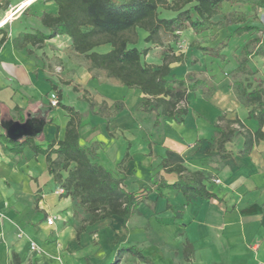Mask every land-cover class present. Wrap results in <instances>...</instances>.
Segmentation results:
<instances>
[{
  "label": "crops",
  "instance_id": "obj_1",
  "mask_svg": "<svg viewBox=\"0 0 264 264\" xmlns=\"http://www.w3.org/2000/svg\"><path fill=\"white\" fill-rule=\"evenodd\" d=\"M37 1L40 10H32L31 4ZM33 2L21 9L13 19L0 25V39L4 34L6 37L0 44V264H12V252L19 253L22 264H77L83 258L80 256L83 249L90 245L102 246L101 232L109 226L113 230L109 235V247L95 253L91 259L93 264H108L119 247L131 246L142 250L154 264H264V138L253 146L247 156L239 154L244 143L242 135L226 143L230 153L227 158H220L216 147V137L223 124H218L217 118L222 113L227 119L238 117L253 132L259 127L255 117L259 113L258 107L239 102L229 85L236 80H243L245 84L251 83L252 89L264 80V56L250 59L247 65L250 73L234 71L228 75L225 92L221 95L226 99L216 101V106L212 107L215 110L213 119H207L197 112L191 101L190 110L182 123L167 117L170 118L166 122L169 128L167 134L173 137L175 143L168 146L164 140L162 154H157L154 147L150 148V139L144 135L142 145L137 149L133 137L127 131L130 126L124 124L110 123L107 131L102 126L98 130L100 138L92 140L83 138L81 129L80 144L93 146L99 163L119 175H125L124 186L127 190L136 191L142 186L148 187V199L139 204V213L133 215L127 223L114 216L104 222L88 224L78 238L79 222L75 217L74 201L63 195L60 198L56 191L60 184L49 173L44 155H35L28 147L21 154L3 151V123L10 119L42 120L45 125L42 134L34 137L36 143L46 144L56 136L62 138L68 115L59 104L51 106L50 94L55 92L62 103L72 105L66 100L69 97L67 91L74 92L77 100H83L85 91L95 99L88 88L90 82L110 81L103 80L99 75L92 77L83 57L73 52L67 35L52 37L39 48L28 44L31 53L26 48L19 50L14 47V38L23 32L38 29L48 33L39 19L43 11L57 13L54 2ZM28 12L38 18L41 26H14V22L21 20ZM6 15L7 12L0 11V22ZM185 33L201 35L187 29L179 33V42ZM245 35L241 49L254 36L253 32H246ZM221 39L222 35L218 32L216 41L207 45L197 43L195 51H192L195 60H187L185 55L183 63L171 64L173 73L179 78H183L188 71L202 73L191 66L194 61L198 63L206 58L196 46L212 47ZM100 47L96 50L99 51ZM157 48L153 47L146 55L150 58L147 62L158 65L162 63V55L152 56ZM183 64L188 65V68L179 70ZM205 76L209 78V75ZM74 87L79 91H73ZM58 91H61V98ZM127 92V96L131 94L139 106L140 91L129 88ZM199 92L194 93L195 101L199 99L200 103L209 105ZM190 94L188 92V98ZM102 100L112 102L103 94L96 99L98 102ZM175 124L179 125L177 128L180 130L188 131L177 132ZM187 132L190 134L188 137ZM126 153L129 158L120 170L118 163ZM164 157L174 163L181 162L192 171H203L206 188L222 201L196 197L186 204V198L180 190L168 188H162L159 195L156 185L149 182L152 175H156V182L161 179L173 182L177 179L176 173L166 172L162 168ZM216 178L221 181L214 182ZM44 215L57 217L60 226L54 231L56 242L37 244L38 251H35L30 244L35 232L51 230L57 224L55 221L53 226H49L43 220ZM154 216L158 223L167 227H153L150 220ZM64 233L68 236L67 244L64 240L57 241ZM187 243L192 245L189 255L184 251ZM119 264L146 263L128 252L122 255Z\"/></svg>",
  "mask_w": 264,
  "mask_h": 264
},
{
  "label": "trees",
  "instance_id": "obj_2",
  "mask_svg": "<svg viewBox=\"0 0 264 264\" xmlns=\"http://www.w3.org/2000/svg\"><path fill=\"white\" fill-rule=\"evenodd\" d=\"M54 2L57 13L43 11L39 16L41 24L48 30L23 32L14 38L16 49L27 48L30 44L39 48L45 42L57 35H67L71 40L74 53L83 57L86 68L92 77L99 75L103 80L127 88L140 91L139 109L143 112L154 113L156 123L160 118H173L182 123L190 110L188 92L201 90L204 95L214 91L211 79L198 71H188L183 78L177 77L172 70V63H183L185 55L176 54L172 47H168L162 54V63L153 64L144 60L153 47H162L164 36L171 34L178 40L180 32L192 29L196 34L210 31L213 27H225L229 24H239L233 34L256 32L257 27L249 23L248 14L244 8L250 10H264V0H45ZM237 8L224 13L221 19L215 20L224 4ZM11 0H0V11L8 9ZM259 35H254L243 45L238 56L236 72L250 73L247 68L252 57L264 56V27ZM143 39L144 46L138 47ZM6 40L5 34L0 43ZM223 40L217 45L201 46L205 55H221L220 50L226 45ZM109 45L106 52H99L97 47ZM195 62V61H194ZM264 80L254 88L252 84L243 80H236L229 85L239 102L247 106H257L259 113L255 116L259 127L253 132L243 122L235 117L227 119L224 113L217 118L220 131L216 137V147L220 158H227L230 153L226 143L236 136L242 135L244 143L239 150L241 156H247L253 146L264 138ZM76 90L77 88L74 87ZM61 98V91H58ZM91 112L111 118L125 108L123 101H115L109 105L105 100L101 102L92 98L87 91L83 94ZM58 104L67 115L68 121L62 138L57 136L46 144L36 143L34 137L12 140L4 134L2 145L4 152L23 153L26 147L35 155L42 154L47 162L49 173L60 184L65 192L64 197H71L74 201V212L80 208L86 215L77 227V237L86 230L88 224L104 222L117 216L124 223L139 213V204L148 199V187L142 186L136 191L127 190L124 186L125 175L113 172L104 167L97 160L95 148L80 144L83 117L82 113L72 105L64 104L58 99ZM17 109V107H16ZM23 120V118H21ZM38 134V136H40ZM129 154L126 153L118 163L123 169ZM166 172H174L177 179L167 182L164 179L156 182V175H152L150 183L156 185L161 195L162 188L180 190L186 198V204L192 198H216L210 192L204 181L203 171H192L181 162H171L167 157L161 161ZM172 208L171 205H168ZM186 255L192 252V245L185 246ZM130 252L146 264H154L142 250L131 247H119L115 258L109 264H119L122 255ZM12 264H22L19 253L12 252Z\"/></svg>",
  "mask_w": 264,
  "mask_h": 264
},
{
  "label": "rangeland",
  "instance_id": "obj_3",
  "mask_svg": "<svg viewBox=\"0 0 264 264\" xmlns=\"http://www.w3.org/2000/svg\"><path fill=\"white\" fill-rule=\"evenodd\" d=\"M20 2H21L20 0H11V5L8 7V9H4L1 11L8 12L14 9L15 6H17ZM30 8L32 10H40L41 7L38 6V1H37L36 3L33 2ZM235 8L237 7L232 6L228 3L224 4L221 8L219 15L215 17V20L221 19L224 13H228ZM244 10L249 15L248 16L249 23L257 27L256 32H254V35L256 36L259 35L260 34L259 30L264 27V10L263 9L250 10L248 8H244ZM25 25H27L28 28H30L31 26H41L38 18L29 14V12L24 14L21 20L14 22V26L16 27H22ZM238 25L239 24L232 23L221 29L220 27L215 26L210 31H205L203 33H200L201 34V35L199 34L200 36H195V35L193 36V34L188 35L187 33H185L182 35L183 39H181V42L174 39V36H172L171 34H167L164 36L163 46L155 49V52H153L152 54V56L154 57L161 56L164 53V51L168 49V47H172L176 54L183 53L184 55H187V60L188 59L195 60V55L192 53V51H195L194 46L197 43L207 45L209 42L216 41V39H218V32L221 33L222 35L221 41L225 40L227 43L222 48V50H220L221 55L207 54L205 55L206 58H203V60H199L198 63L197 61L191 63V66L192 67L194 66L196 69L202 71L204 76L209 75L211 82L214 84V91L208 95H204L201 90H198L200 91L199 92L200 95L204 97V99L206 100V102H208L209 105H204L200 103V101H198L199 99L195 101L194 93L197 91H190L191 94L189 95L188 98L192 102L193 107L197 110V112L202 113L207 119H213L215 110L212 107L216 106V101L221 102L222 100L226 99V98H222L221 95L223 94V92H225L226 82H228V75H231L235 71L237 65L239 64L238 54H240L241 52L240 46L245 42L246 35L245 33L239 35L233 34L235 28ZM137 45L138 47L144 46L143 39H141ZM109 49L110 46L105 45L100 47L98 50L100 52H106ZM152 56L151 58H153ZM147 59L150 58L145 56L144 60L146 62ZM185 68H188V65L185 66L183 64L182 68L181 69L178 68V69L184 70ZM177 73L181 74V71H178ZM238 76L241 75L238 74ZM88 88L95 95V100L101 98V95L103 94L108 98V100H112V102L109 101L107 102L109 105H111L115 101H123L125 104V108L119 111L118 113L114 114L111 118L106 119V117L101 116L98 113L91 112L88 109V105L84 100H77L74 92H72L71 90L67 91L69 97H66V100L70 104L74 105L75 108L82 113L83 138L87 137V138H91V140L93 138L99 139L100 134L98 133V130L100 131L101 127L103 126L104 131H107L109 124L113 123L114 125L124 124L125 126H130L128 127L127 131L129 132V135L133 137L135 142V147L137 149H139L142 145L141 143H142L143 135L148 137V139H150V148L151 146L154 147L157 154L163 153L164 146L162 142L164 140H166L165 144L168 146H171L173 143H175L173 137L167 134L169 133L168 132L169 128H167L166 122L167 121L169 122L170 118H160L159 123H156V115L154 113L143 112L142 110L139 109V106L137 105V102L136 100H134L133 96L131 94L127 96L128 94L127 91H129V88L125 86H121L119 84H115L111 81L106 83H99L96 80L90 82ZM73 91H79V89L76 90L73 89ZM126 96L127 99L124 100ZM175 125L176 128L179 127L178 124ZM186 131L188 130H180V128H177V132L183 133ZM189 135L190 134L188 133L186 136L188 137ZM151 141L153 143H151ZM27 151L29 150L27 149ZM62 195L63 194H60V198H62ZM56 199L58 200V197ZM85 216L86 215L83 213V211L80 208H77L75 212V217L78 220L79 224L82 222V219ZM47 217L48 215L43 216V220H45V222ZM59 221L60 220L56 218V222H57L56 227H53V229L51 230L42 229L35 232L34 240L37 242V244L47 245L49 242L51 243L56 242V234L54 233V231H56L57 228L60 226ZM150 224L155 228H157L158 226L162 228L167 227V226L164 227V225L158 223L156 216H154V218L150 220ZM171 226L172 224L170 223V227ZM167 231L169 232L170 230L167 229ZM112 232L113 230L110 226L103 229L101 232L102 246L100 247L99 245H90L85 249H83L80 255L83 256V258L77 264H81L82 262L84 264H93V261L91 259L93 258V256H95V253L99 250L105 251L108 249L109 243L111 242L109 235ZM58 240L59 241L64 240L67 244L68 241L67 234L65 233L62 234L61 239L58 238L57 241ZM114 258L115 256L113 257V259Z\"/></svg>",
  "mask_w": 264,
  "mask_h": 264
},
{
  "label": "water",
  "instance_id": "obj_4",
  "mask_svg": "<svg viewBox=\"0 0 264 264\" xmlns=\"http://www.w3.org/2000/svg\"><path fill=\"white\" fill-rule=\"evenodd\" d=\"M45 121L28 118L25 121L7 120L3 128L8 138L20 140L25 137H37L43 131Z\"/></svg>",
  "mask_w": 264,
  "mask_h": 264
},
{
  "label": "built area",
  "instance_id": "obj_5",
  "mask_svg": "<svg viewBox=\"0 0 264 264\" xmlns=\"http://www.w3.org/2000/svg\"><path fill=\"white\" fill-rule=\"evenodd\" d=\"M50 104H51L52 107H55V106L58 105V97H57V94L55 92L50 94ZM220 181H221L220 178L214 179V182H216V183H219ZM64 192H65L64 188L62 186H59L58 189H57V193L58 194H63ZM56 218L57 217H55V216H48L46 218V223L49 226H53L55 224ZM30 244H31L32 250L38 251V245H37L35 240H32L30 242Z\"/></svg>",
  "mask_w": 264,
  "mask_h": 264
},
{
  "label": "bare ground",
  "instance_id": "obj_6",
  "mask_svg": "<svg viewBox=\"0 0 264 264\" xmlns=\"http://www.w3.org/2000/svg\"><path fill=\"white\" fill-rule=\"evenodd\" d=\"M33 1L34 0H24L21 3H19L17 6H15L14 9L7 12V15L4 17V19H2L0 25L8 22L10 19H13L14 15H16L25 6L30 5Z\"/></svg>",
  "mask_w": 264,
  "mask_h": 264
}]
</instances>
